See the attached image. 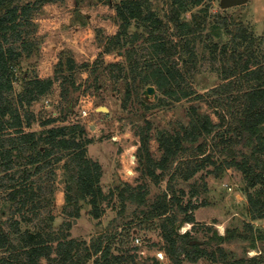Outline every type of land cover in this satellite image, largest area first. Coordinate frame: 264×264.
I'll return each mask as SVG.
<instances>
[{"label": "rangeland", "instance_id": "obj_1", "mask_svg": "<svg viewBox=\"0 0 264 264\" xmlns=\"http://www.w3.org/2000/svg\"><path fill=\"white\" fill-rule=\"evenodd\" d=\"M170 3V0H150L148 7L163 20L164 34L179 44L175 60L187 75L189 84L202 94L203 97L199 99L192 97L172 100L167 97V102H161V98L165 96L156 85L138 84L128 87L127 83H131L130 77H114L118 71L108 69L107 66L113 63L126 66L127 62L124 50L121 51L118 47L109 54L106 52L109 38L116 35L119 29L116 11L108 0H63L45 5L43 10L34 15L38 24L35 37L41 43L40 52L23 59L19 81L14 85L12 96L17 97L24 91L27 78H54L61 59L65 61L61 75L66 77V86L70 87L67 63L70 59L77 63L72 74L76 86H80L79 89H69L67 98H63L61 81L64 78H61L54 84L49 95L33 103L27 110L34 112L37 117L33 131L42 132L54 126L71 127L77 124L85 128L86 137L92 140V144L87 147L88 156L102 165L101 185L108 199L106 212L100 219L90 215L89 199L79 201L81 216L78 219L65 214L63 194L66 192V185L73 187L72 195L79 194L73 179L74 172L65 167L66 162H69L67 157L54 165V175L47 170L41 175L44 180L35 178L42 186H54V205H46V209L39 210V217L27 211V216L33 220L21 221V230H28L33 234H44L45 231L55 232L57 235L66 234L68 222L73 221L69 234L72 238L86 242L88 246L102 237L110 242L115 254L130 250L129 248L134 246L139 247L138 264H153V258H159L161 264H171L161 249V219L150 218L151 205L167 190L169 200L173 194H177L186 204L190 193L197 190L199 194L193 199L198 205L193 212L197 225L193 227V224H185L180 230L192 231L194 241L201 243L207 242L214 230L221 236L230 231L232 239L222 244V248L230 256L229 260L254 257L258 259V264H264V220H252L246 196L247 185L241 172L225 167L222 163L225 158L233 157V151L230 149L239 152V139L246 143L245 137L240 138L234 131L237 119L230 123L232 115L228 112L227 102L234 110L240 104L236 99L252 89L254 83H247L245 73L240 72L241 64L248 56L247 43L235 49L234 38L240 28L251 36L248 42L255 41L252 49L259 61L257 66L251 67L264 71V0H246L242 6L227 9L222 7V0H203L201 5L185 13L181 17L183 21H190L195 14H201L204 20V29L200 31L201 35L198 33L203 36L202 39L191 44L198 61L195 69L192 68L190 52L184 48L186 40L182 41L183 36L179 35L173 22L169 21ZM218 15L220 23H215ZM224 19H228V22L222 25ZM135 31L132 27L131 32ZM139 32L143 33V30L139 29ZM207 45L218 46V62L211 59L210 51L205 48ZM224 46H227L226 60L221 59ZM141 47L145 45H140ZM225 71L234 77L225 80ZM131 86L133 90L130 92V100L126 102ZM149 86L155 87L157 99L154 94L146 93ZM148 105L150 107H147ZM68 107L69 111L66 110ZM193 108L196 109V114L209 115L216 123L221 120L218 112L227 118L214 133L203 134L195 143L183 140L182 149L167 164V169L158 183L142 175L138 158L141 140L138 134L145 130L147 125L150 126L149 149L153 159L158 161L163 155L160 138L175 136L178 133L182 135L196 115ZM49 118H56L58 121L47 128L42 126ZM221 140H230L232 143H221ZM239 148L240 152L245 150V147ZM209 156L203 169L190 179H185V175L195 165L203 163ZM211 161L215 164H209ZM157 174H161L160 169ZM42 181H45V184ZM127 184L133 187L147 185V203L130 200L122 202L119 191L125 189ZM37 186L36 184L35 187ZM181 191H185V195H181ZM4 198L5 192H0V229L11 233V229L8 230L11 219L19 220L21 216H13L14 204ZM48 198L47 195L42 196L43 206ZM51 212L55 219L48 221V225L43 219ZM137 238L139 243L136 242ZM9 252L10 249H0V256H8ZM14 252L21 253L22 248L17 247ZM161 254L163 257H160ZM93 262L94 258L89 264ZM198 264L213 263L201 260Z\"/></svg>", "mask_w": 264, "mask_h": 264}, {"label": "trees", "instance_id": "obj_2", "mask_svg": "<svg viewBox=\"0 0 264 264\" xmlns=\"http://www.w3.org/2000/svg\"><path fill=\"white\" fill-rule=\"evenodd\" d=\"M170 1L169 21L173 22L179 35L183 36L182 41L186 40L183 47L190 52L192 68L195 69L198 61L195 59L191 44L202 39L200 31L204 29L202 27L204 20L201 14H195L190 21H183L181 17L191 8L201 5L203 0ZM58 2L63 0H0V192H5L4 200L14 204L13 216L16 214L21 216L19 220L11 219L12 222L8 226L11 233L0 229V249L11 251L8 256H0V264H89L93 258V264H138L137 253L140 248L137 246L115 254L110 242L102 237L91 246L72 238L69 232L73 221L68 222L66 234L57 235L55 232L47 231L44 234L41 232L33 234L28 230L24 232L21 230V221L33 220L27 216V211L39 217L41 216L39 210L46 209V205H54V186L51 184L42 186L35 178L44 180L41 175L47 170L54 175V165L67 157L69 162H66L65 167L74 172L73 179L76 181L79 194L72 195L73 187L66 185L65 214L78 219L81 216L79 201L82 199H89L90 215L95 219L102 218L107 208L108 196L104 194L101 185L103 168L98 161L88 156L87 147L92 144V140L86 137L85 128L80 124L47 128L58 121L56 118H49L42 124L47 129L42 132L32 130L37 117L34 112L27 109L39 99L49 95L54 84L64 78L61 75L64 70L61 68L65 61L62 59L59 61L54 78H27L24 91L17 97L12 96L14 85L19 81V70L23 59L40 52L41 43L36 38L38 24L34 15L43 10L45 5ZM108 3L116 11L119 29L116 35L109 38L106 52L109 54L118 47L121 51L124 50L127 62L126 66L119 63L107 66L108 69L118 71L117 76L114 77H130L131 83H127L128 87L138 84L156 85L165 96L161 98V102H167V97L172 100L202 98V94L189 84L187 75L178 67L175 55L179 52V44L174 43L164 34V22L148 7L150 0H108ZM219 15L215 18V23H220ZM226 22L228 19H224L221 24L224 25ZM132 27L136 29L135 32H131ZM139 29H142L143 33H140ZM249 38L251 36L240 28L234 38V47L237 49L247 43L248 56L242 62L240 72L245 73L247 83L254 82L253 87L244 92L241 99H236L240 104L234 110L227 102L228 112L232 115L230 123L237 119L238 123L234 131L236 135H240V138L245 137L246 143L239 139L237 142L240 144L237 146L239 152L230 149L233 151V157L225 158L222 163L225 167L241 172L247 185L246 196L252 220L262 221L264 220V71L251 67L257 66L259 61L252 49L255 41L248 42ZM140 45L145 47L140 48ZM205 48L210 51L213 62H218V46L207 45ZM226 51L227 46H224L221 59L226 60ZM235 63L237 64V60ZM67 64L69 65L67 70L70 72L67 78H70L71 86H66V77L61 81L63 98H67L69 89L77 90L80 87L76 86L72 74L77 63L70 59ZM232 76L225 71V80L231 79ZM132 90L133 86L128 89L126 102L130 100ZM66 110L69 111V107ZM193 111L195 115L196 109L193 108ZM217 114L221 118L218 123L209 115L196 114L182 135L178 133L171 137H161L159 142L163 148V155L158 161L153 159L150 153V126L147 125L145 130L138 134L141 140L138 158L142 175L158 183L162 173L167 169V164L182 149L183 140L195 143L203 134H212L224 124L227 116L225 115L224 118L219 112ZM224 142L232 143L230 140H221V143ZM239 147H245V150L240 152ZM209 158L210 156L206 157L203 163L195 165L185 175V179H190L203 169ZM209 164L215 162L211 161ZM158 169L161 170V174H157ZM42 182L45 184V181ZM146 187L147 185L133 187L127 184L125 189L119 191V198L122 202L130 200L146 204L148 197ZM198 194L197 190H193L185 204L177 194H173L169 200V190H167L151 205L150 218L161 219L159 224L163 240L161 249L171 264L186 262L198 264L201 260L213 264H258V259L254 257L237 261L229 260L230 256L222 248V244L232 239L230 231L227 235L221 236L214 230L210 239L204 243L194 241L192 231L181 233L180 229L185 224H193V227L197 225L193 212L198 205L193 199ZM43 195L49 197L44 206L41 200ZM181 195H185V191H181ZM54 219L51 212L43 221L48 223ZM248 226L253 230L251 224ZM17 247L22 248L21 253L14 252ZM153 264H161L159 258H153Z\"/></svg>", "mask_w": 264, "mask_h": 264}, {"label": "water", "instance_id": "obj_3", "mask_svg": "<svg viewBox=\"0 0 264 264\" xmlns=\"http://www.w3.org/2000/svg\"><path fill=\"white\" fill-rule=\"evenodd\" d=\"M246 3V0H222V7L227 9V8H232V7H237V6H242ZM147 94H154L155 98L157 99L158 96L156 95V89L153 86H149L147 88ZM104 111L108 112L106 108H103ZM160 257H163L161 254Z\"/></svg>", "mask_w": 264, "mask_h": 264}, {"label": "built area", "instance_id": "obj_4", "mask_svg": "<svg viewBox=\"0 0 264 264\" xmlns=\"http://www.w3.org/2000/svg\"><path fill=\"white\" fill-rule=\"evenodd\" d=\"M181 231V233H185L186 232V230L185 229H183V230H180ZM136 242L137 243H139V240H138V238L136 239Z\"/></svg>", "mask_w": 264, "mask_h": 264}, {"label": "crops", "instance_id": "obj_5", "mask_svg": "<svg viewBox=\"0 0 264 264\" xmlns=\"http://www.w3.org/2000/svg\"><path fill=\"white\" fill-rule=\"evenodd\" d=\"M60 199L62 200V197ZM63 199H64V204H65V193L63 194Z\"/></svg>", "mask_w": 264, "mask_h": 264}, {"label": "bare ground", "instance_id": "obj_6", "mask_svg": "<svg viewBox=\"0 0 264 264\" xmlns=\"http://www.w3.org/2000/svg\"><path fill=\"white\" fill-rule=\"evenodd\" d=\"M133 174V173H132Z\"/></svg>", "mask_w": 264, "mask_h": 264}]
</instances>
